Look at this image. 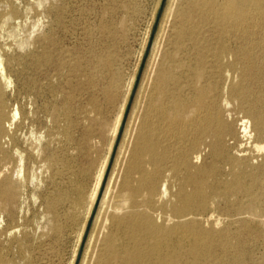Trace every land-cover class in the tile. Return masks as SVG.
Returning a JSON list of instances; mask_svg holds the SVG:
<instances>
[{"label":"rangeland","instance_id":"rangeland-1","mask_svg":"<svg viewBox=\"0 0 264 264\" xmlns=\"http://www.w3.org/2000/svg\"><path fill=\"white\" fill-rule=\"evenodd\" d=\"M199 1L0 0V15L12 11L15 21L21 24L16 38L32 34L30 46L21 51L14 46L7 54V59L12 61L8 68L12 79L10 103L29 115L16 133L18 146L28 151L27 148L38 145V141L43 145L38 147L39 158L31 156L25 161L23 181L7 183L14 190V199L0 198V207H3L0 209V264H95L97 257L105 254L102 243L106 237L114 245L120 244L122 235L114 237V231L102 226L104 211L95 205L89 210L87 199L100 169H103L100 189H107L110 195L117 197L123 195L120 185L127 175L136 143L134 111L145 100L144 93L152 85L158 69L168 70L171 44L181 24H189L183 21L181 14L186 3L198 7ZM221 1L215 0L216 3ZM197 12H192V16ZM230 44L235 46L232 40ZM174 55L175 60L181 61L182 49ZM224 61L225 66L221 63L218 69L219 75L212 78L218 82L221 104L228 89L238 87L241 81V62L226 66ZM257 62L259 66L260 58ZM207 70L206 66L204 71ZM259 71L246 82L252 89L251 99L260 96L262 91L264 95V70ZM173 73L180 80V92L189 97L185 75L179 69ZM260 98L254 103L264 114V96ZM92 99L94 113L90 112ZM65 106L70 117L68 161L67 164L51 163L53 153L61 154L65 144L60 116ZM121 108L118 129L111 139ZM222 113L227 125L223 153L218 156L213 145L212 153L210 147L201 148L198 162L192 163L190 172L212 189V228L223 230L224 239L232 246L224 249L215 241L212 254L201 262L232 264L240 257L244 264H264V238L257 235L264 230V151H257L256 147L264 144V130L260 135L253 128L246 109L235 99L228 101L227 111ZM55 114L58 115L56 123L50 117ZM242 119L250 124L243 138ZM100 123L105 126L100 128ZM147 161L144 156L142 166L150 170ZM56 169L60 174L54 173ZM236 171L240 172V183L247 191L239 190L240 195L238 191L226 199V194H220V185L230 181ZM169 173L161 171L156 188ZM184 175V169L172 173L169 183L178 184ZM135 176L131 173L130 179L133 181ZM12 178L15 180V174ZM0 185L1 190L3 183ZM53 200L57 201L56 210L49 206Z\"/></svg>","mask_w":264,"mask_h":264},{"label":"bare ground","instance_id":"bare-ground-1","mask_svg":"<svg viewBox=\"0 0 264 264\" xmlns=\"http://www.w3.org/2000/svg\"><path fill=\"white\" fill-rule=\"evenodd\" d=\"M194 7L186 3L181 12L183 21L189 24L186 25L183 22L181 28L177 29L175 40L172 46L170 45L173 49L167 56L168 70L158 69L152 85L146 88L145 100L142 105L136 106L134 111L135 119H137L133 128L136 143L127 175L120 185V192H123V195L117 197L110 195L107 189L102 191L100 182L103 169L99 168L101 171L99 170V174L96 175L94 188L87 199L88 208L91 210L95 205L98 209H102L104 211L102 226L114 231V237L121 235L122 237L117 246L109 237H106L102 243L105 254L98 256L95 264H202L201 261L203 259L206 261L212 254V243L215 241L224 249L232 246L224 239L223 230L216 231L212 228V189L202 184V181L197 179V175L190 170L193 167L192 163L199 159L201 148L210 147V153H212L213 145L218 156L223 153L224 131L227 125L222 112L227 111L229 100H237L246 109L248 117L253 121V128L259 131L260 135L264 130V114L261 112L263 110H259L254 103L264 96L263 91L259 93L260 96L251 99L252 89L250 90L251 87L249 88L248 83L246 84L248 77L257 75L260 68L264 70V0H222L219 3L215 0H201L199 6ZM194 9L198 12L197 15L192 16ZM11 12L7 11L0 15V183H3L0 198L5 201L12 200L15 196L14 190H11L7 183L23 181L25 161L31 156L39 155L38 149L43 146H40L42 143L39 145V141L38 145L34 146L29 143L28 151L20 150L18 146L16 133L29 115L27 116L18 105L14 106L10 103L11 98L8 95H12L10 92L12 79L8 68L12 61L7 59V54L14 46L20 51L30 46L32 34L27 35L26 38H16L22 27L15 21ZM231 40L235 46H231ZM180 49H182L183 58L177 61L174 59V54ZM258 58L261 60L260 67ZM223 61L226 66L237 61L241 62V68L239 67L241 81L238 87L228 89L227 97L221 104L218 100V82L212 78L219 75L218 69ZM206 66L208 70L204 71ZM176 69L181 70V73L185 75L184 82L189 86L191 93L189 97H185L180 92V80L173 73ZM114 81L116 82L117 79ZM14 102L17 103L15 100ZM89 103L90 112L94 113L96 108L93 99ZM122 110L123 108L119 110L116 117L111 139L115 137ZM61 111L62 114H58L64 123L61 132L65 137V144L60 150L61 154L54 152L49 161L51 163L61 161L67 164V128L70 117L67 106ZM57 116V114L50 115L55 123ZM248 122L245 119L240 122L242 138L247 136L250 125ZM103 125L100 123V128L105 126ZM256 147L257 151H264V144H258ZM144 156L151 165L150 170L143 169ZM163 169L170 173L156 188L158 177ZM180 169H184L186 175L178 184L169 183L171 174ZM58 172L60 174V171L56 169L54 173ZM131 173L136 174L133 181L130 179ZM239 173L236 171L230 181L219 184L220 194H226L225 198H229L228 195L236 194L239 190L247 191V187L240 183ZM13 174H15V180L12 178ZM241 193L239 191L238 194ZM237 199L240 198L237 197ZM236 202L239 203V201ZM56 204V200L49 202L53 210H56ZM253 228L252 226V230ZM250 234L252 235V232ZM257 235L263 239L264 230L258 231ZM212 259L214 260V257ZM232 264L244 263L240 257H237Z\"/></svg>","mask_w":264,"mask_h":264}]
</instances>
